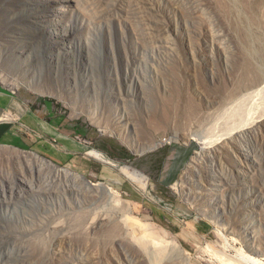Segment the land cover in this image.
Segmentation results:
<instances>
[{"label": "rangeland", "instance_id": "374dc122", "mask_svg": "<svg viewBox=\"0 0 264 264\" xmlns=\"http://www.w3.org/2000/svg\"><path fill=\"white\" fill-rule=\"evenodd\" d=\"M233 1L264 16V0ZM149 9L158 23L143 16ZM253 31L264 38L262 25ZM241 38L216 0H0V144L15 148L0 151V227L29 229L0 233V264L28 259L18 237L54 235L58 218L74 224L94 212L109 218L90 240L73 238L80 260L70 251L60 264H256L242 253L264 264V121L205 143L226 132L222 99L241 74ZM254 61L264 74V60ZM114 142L133 158L98 148ZM29 150L85 173L99 191L65 187L72 175L56 182V167L21 155ZM152 241L163 242V257Z\"/></svg>", "mask_w": 264, "mask_h": 264}, {"label": "bare ground", "instance_id": "6f19581e", "mask_svg": "<svg viewBox=\"0 0 264 264\" xmlns=\"http://www.w3.org/2000/svg\"><path fill=\"white\" fill-rule=\"evenodd\" d=\"M216 1H217L218 5H219L220 9L224 12L225 17L228 19L229 22L232 23V28H233L234 32L237 33V35H240L242 37L241 38L242 41L244 40L243 45L245 47V54H243L244 57H242L243 58L242 62H240V64H241V67H240L241 68V74H240V76L238 75L239 76L238 83L235 85V88H233L232 92L228 93V95L224 96V98L222 99V100H224L223 101V105L225 104V108H224L225 111H223L222 117L224 116V120L225 121H223V123L225 122V124H223V125L226 127L225 128L226 132L222 133V134L221 133L218 134L216 136V138L214 137V135H213L214 138H212V137L209 138V140L205 142L207 149L211 148L212 146L215 147V145H217L218 143L222 142L221 140H223L224 136H226L227 134L229 135V133L231 135L233 132L238 133L242 129L243 130H252V129L260 128L262 126V122L264 121V74L262 73L263 69H261V65H259L262 61L260 63H258V64H256V62L254 61L255 59H261V58L264 60V58L262 56H260V55L264 56V52L258 55L259 49L262 46H263L262 49L264 50V44H263V40H262L264 38L260 37L259 34L257 35L255 33L256 30L253 31V29L257 25H262V27H264V16L262 15V17H259L256 14L255 6L254 5L251 6L247 2L244 3V5H245V7L247 9H245L246 11H245V13H243V12H241L238 9L236 3L233 0H216ZM121 7L123 9H127L125 4H122ZM135 10L137 11V9L129 8V9H127V12L130 13V14L138 13ZM149 11L150 12L147 15H143V16H146L145 19H148L149 21L151 20V21H154V22L158 23L159 21L157 19H155V15H154L155 13H153V9L152 10L149 9ZM131 17H133V16H131ZM147 28H149V27H147ZM150 29H153V30H151L153 32V33L151 32V36L153 37V40H155V42H156L157 38L161 37L160 36L161 35L160 27L155 26V28L150 27ZM256 29L259 30L260 27L259 28L257 27ZM260 31H262V30L260 29ZM142 32L143 31H141L140 33H142ZM138 34H139V32H138ZM254 38L255 39L262 38L261 39L262 41L260 40V42H261L260 44H262V45L259 48H257V49L254 48L256 46L253 47V45H254L253 43L255 41ZM241 40H240V43H241ZM252 40H253V42H252ZM258 44H259V42H258ZM255 54H257L261 58H257L256 56H254ZM263 64H264V61H263ZM257 65L260 66V69H258ZM262 67L264 68V65H262ZM25 109H26V107H25ZM74 111H77V110H74ZM186 111H187V109H186ZM175 112H177V111H175ZM73 114H74L73 116L75 117V115L79 116L80 113H75L74 112ZM223 142H225V141L223 140ZM232 143H234V142H232ZM13 149H15V148H13ZM13 149L5 147L4 144H0V151L1 152L3 151V153L5 151H8V152L11 151L12 154H14L13 153ZM1 152H0V154H2ZM90 153H93V154H96V155L100 156L101 159H103L106 163H108L110 165H114V166L119 167V164L115 160H113L112 158L107 156L104 152L100 151L99 149L93 148L90 151ZM6 155H8V154L5 153V157H6ZM21 155L22 156L26 155L25 157H27L29 159H31V158L33 159L34 158V160L35 159L36 160H39V159L42 160L43 159V161L45 163L52 164L50 162H47V160H45V158H42V157L39 158V156H36V155L32 154L30 152V150H29V152L22 151ZM22 158H24V157H22ZM5 162H7V160H5ZM9 163H12V162H9ZM9 163H8V165H9ZM14 163L15 162H13V164ZM4 164L5 165H3V164L2 165L3 166H7L6 165L7 163H4ZM31 164H33V163H31ZM33 165H31V166H33ZM36 165H37V162H36ZM38 165L40 166L41 164H38ZM52 165H54V164H52ZM24 167H26V166H24ZM54 167H56V169H55L56 174H53L54 175L53 178H54L55 181L59 180V179H62L61 177H63L64 175H67L68 177H70L72 175V177L74 179L73 180L74 182L66 177L67 179H69V181H67V183L65 184L66 185L65 187H67L69 189H78L79 191H83L82 193H84L86 191L90 192L91 189H93V188L96 191H99L100 187L98 189V187H95L94 184H90L89 180L86 179L85 173H83V172L80 173V172H76V171L72 172L70 170V168H63V167H60L59 165H54ZM15 168H17V167H15ZM46 168L47 167L45 165V169ZM3 169H6V168L3 167ZM7 169L10 171L9 167H7ZM23 169H21V170H23ZM11 170L13 171V168ZM53 170H52V172H54ZM12 171H10V172H12ZM26 171L27 170H25V174L27 173ZM38 171L40 173V170H38ZM34 172H36V171L34 170ZM7 174H9V173H7ZM57 174H59V175H57ZM35 175H38V174L36 173ZM23 176H25V175H23ZM27 176H28V174H27ZM25 177H23V178H25ZM27 178H29V177H27ZM24 181H26V180H24ZM56 182H54V183H56ZM58 184H59V182H58ZM60 188H61V186H60ZM102 191L103 190H101V192ZM114 192L112 191V189H111V191H110V189L107 190V191H104L106 196L109 198L108 200H112L114 203L117 202L116 204L121 203L120 199H117L116 193H114ZM119 205H121V204H119ZM116 206L118 207V205H116ZM124 211H123V213H124ZM94 213L95 214L92 213V215L91 214H86L87 217H84L83 219L80 218V220L79 219H75V220H77V222L76 223L74 222V224L71 222V220H70V222L67 221V222H69V224H67V223H65L66 220L64 221L61 218V220L64 221L63 222V221L60 220V218H58V220L53 221L52 224H51L53 229L55 231H57V232L53 233L54 235L47 234V233L46 234H42L40 231H38V233H36V230H35L34 231L35 235L32 236L30 239L23 238V237H18L17 238V240H18L17 243L18 244L21 243L20 244V246H21L20 248H21V250H23L21 256H23L25 258H28V259H23V260H25L24 264H60V263H62L63 262V258H65L67 256V255L66 256H64V255L67 254V252H69L68 255L71 254L70 253V251H71L70 248L73 247V249H74V247H75L74 244H76V243L74 241H73L74 244L72 243L73 238H74V240L75 239L77 240V238H81V236H84L85 238L84 237H82V238H84V239L87 238L88 240H90L91 237H92V230L98 224V223H96V221L100 220V223H105L108 220V218H109V216L106 215V214H101L100 216H98V212H94ZM126 214H127V211H125L123 216L125 217ZM78 217H79V215H78ZM120 217H121V215H120ZM67 219L68 220L70 219V215H69V217H67ZM70 223H72V224H70ZM106 229L108 230L107 232H109L108 227H106ZM9 230H10V232H6V231H9ZM47 230H49V229H47ZM24 231H29V229H27V228H25V229L11 228L8 225L5 226V229H2L0 227V233H5V234H10L12 232L13 233H15V232L23 233ZM111 237H112V239L118 240L120 238V235H115V236L111 235ZM128 237H129V240H131L129 235H128ZM84 239L82 241H85ZM14 240H16V238ZM14 242H12V243L15 244ZM70 242L72 243V245H69ZM161 245H163V242H161V244H160V242H158V241H152V242H150L148 244V249L151 250L152 253L155 252V254H157L158 256L163 257L166 254V251H165L166 249L165 248H161ZM137 247H139L140 250L144 249V247L142 245H137ZM17 248H18V246H17ZM20 248H19V250H20ZM67 248H69L70 250L68 249L69 250L68 251ZM78 248L79 247L75 248V250L77 249V251H79ZM177 248L182 253H184L186 251L184 248H182L179 245H177ZM19 250H16V251L18 252ZM82 250H83V248H82ZM71 252L73 253V256L74 255L76 257L79 256V255L75 254L76 253L75 251H71ZM155 254H154V257L156 258ZM242 254L246 256V259L251 260V261L253 260L254 263H256V264H257V262H260V258H257L255 256L249 255L247 253H242ZM73 256H72L71 259L74 260ZM68 257H71V256H68ZM66 258L64 259L65 262H66ZM79 258H78V260H80ZM169 258H170V255H169ZM71 259H69L70 260L69 262H71ZM90 259H92V258H90ZM74 261H76V260H74ZM77 261H76V263H77ZM233 261H235V260L233 259ZM233 261L230 264H233L234 263ZM170 263H173V262L170 261ZM237 263L238 262H236L235 264H237ZM262 263H260V264H262ZM73 264H74V262H73Z\"/></svg>", "mask_w": 264, "mask_h": 264}, {"label": "trees", "instance_id": "16d2710c", "mask_svg": "<svg viewBox=\"0 0 264 264\" xmlns=\"http://www.w3.org/2000/svg\"><path fill=\"white\" fill-rule=\"evenodd\" d=\"M98 148L108 152V154L111 155L113 158H120L119 156H122L116 154V152H114V148L116 149V151H121V153H123V158H133V156L129 154V151L127 149H125L123 146H118L115 142L112 145L110 144V146H108L107 144L98 145ZM167 148L169 147H166V149ZM162 152L167 154L165 150H162ZM165 154L161 158H159L160 161H163L165 159Z\"/></svg>", "mask_w": 264, "mask_h": 264}, {"label": "crops", "instance_id": "0c3cea01", "mask_svg": "<svg viewBox=\"0 0 264 264\" xmlns=\"http://www.w3.org/2000/svg\"><path fill=\"white\" fill-rule=\"evenodd\" d=\"M2 123H0V125H1Z\"/></svg>", "mask_w": 264, "mask_h": 264}]
</instances>
